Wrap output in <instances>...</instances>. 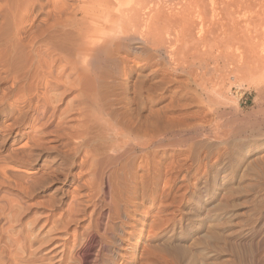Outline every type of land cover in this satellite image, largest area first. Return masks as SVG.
<instances>
[{
	"label": "bare ground",
	"instance_id": "6f19581e",
	"mask_svg": "<svg viewBox=\"0 0 264 264\" xmlns=\"http://www.w3.org/2000/svg\"><path fill=\"white\" fill-rule=\"evenodd\" d=\"M252 1L0 0V264H70L77 254L86 264L165 262L140 243V212L156 207L150 228L167 225L157 219L186 195L177 186L192 162L222 177L218 195L193 183L210 201L192 210L183 264H264V183L243 182L264 179V151L258 169L242 153L220 162L209 146L194 152L211 129L198 104L214 49L248 43ZM199 45L204 63L194 61Z\"/></svg>",
	"mask_w": 264,
	"mask_h": 264
},
{
	"label": "rangeland",
	"instance_id": "374dc122",
	"mask_svg": "<svg viewBox=\"0 0 264 264\" xmlns=\"http://www.w3.org/2000/svg\"><path fill=\"white\" fill-rule=\"evenodd\" d=\"M253 2L259 3V4L254 5ZM263 3H264V0H257V1L253 0L251 3V4H253V5H251L252 8L250 7L249 12L247 13L248 21L252 18L251 22L249 21V27H247L248 29H246V31L248 33L245 32L246 33L245 34L246 39L247 38L249 39L248 43H245V42L235 43L236 45L233 44V45L228 47L230 49L224 48L222 46V44H219L214 49V52H213L214 60L212 63L213 71L210 72V74H212V75H210V76H207L209 74L206 75V78L210 79V80L208 79L209 80L208 81L209 82L208 87L210 86L208 88L209 93L207 95H205V97H203L201 99V101H199L201 103L198 104L200 106V108L202 107L201 109L203 111H205V113L206 112L209 113V114L208 113H206V114L209 115L207 117V120L210 121V123H208V127L211 129L208 130V133L203 132L206 138L203 135H201L198 139L199 143L196 142V144H198V145L195 144V149H194V152L196 153L197 151H199V149H200L199 147L209 146L210 150L213 151V152L210 151L212 153V156L217 157L218 161H220V162L222 160L228 161V159H229L228 156L229 157L231 155L238 156L239 153L240 154L242 153L241 154L242 156L240 155V157L243 159H246L245 161L252 164V166L254 165L253 166L254 168L255 167L257 168V166H255L254 163H256L257 161H258L257 163L261 162L258 160V158H260V160H261L260 156H261L262 152L264 151V87H263L264 81H262V79H264L262 77V76H264V73L262 72L264 69V66H263L264 61H262V58H261L262 56L260 55L262 53H260L261 51L259 50V49H261L260 46L262 45L263 39L261 37H260V39L256 37V32H255L256 29L254 28V24L256 22L255 20L258 21V19H257L258 15L260 17H262L261 14H264V4ZM256 5H257V7H256ZM237 18H239L238 15L236 16L235 19L238 20ZM253 20H254V22H253ZM254 40H255V43H254ZM244 41H246V40H244ZM245 44H247V45H245ZM220 45H221V48H220ZM253 47H255L254 50H253ZM246 49H248V50L245 52ZM243 51H244V53H243ZM255 51L257 53L259 52L260 54L259 53L257 54ZM246 53L247 54L250 53L251 54V55L249 54L250 57H246V55H247ZM209 55H210V53H209L208 48L204 47L203 45H199L197 50H196V54L194 56V61H196L198 63H200V62L204 63V61L206 62V60H208ZM234 55H235V57H234ZM252 55H254V56H252ZM255 56H256V58H255ZM238 59L241 61H239ZM257 60L259 61V63ZM234 61H235V63H234ZM256 63L258 64V67H260L259 70H257L258 68H256L257 66H255V65H257ZM252 64L254 65V67ZM259 64H261V65H259ZM247 66H249V67H247ZM247 68H248V70H247ZM236 70L238 72L237 74L235 72ZM257 71H260V73ZM233 73L237 76V78ZM242 74H243V76H242ZM232 75L235 77H233ZM206 78L204 79V82L207 81ZM201 82L203 83V80ZM216 88H218V89H216ZM209 95H211V98L209 97ZM212 99H215V100L213 101ZM195 109H197V108H195ZM211 130L213 131V133ZM212 136H215V137H212ZM216 137H218V138H216ZM221 138H222V140H221ZM199 144H202V145H199ZM213 144L216 145V147L217 146L218 147L216 148ZM209 147H206V148L209 149ZM216 149H217V152H216ZM223 150H224V152H223ZM227 152H228V154H227ZM231 152H233V153H231ZM218 154H220L219 156L222 160L219 158ZM223 157H224V159H223ZM226 158H228V159H226ZM252 160H255L256 162L255 161L252 162ZM214 161H216V160L213 159V161L211 162V165L215 167L217 165H214ZM228 163H227V165H228ZM192 164H193V166L189 170V172H190L189 176L191 174V177H189L188 182L187 181L181 182L177 186L178 187L177 189L180 190V193L185 191L184 193L186 195H184L182 197L180 196L178 198L179 200H177L178 203L176 202L175 204L171 205L169 208L165 209V212L162 213L160 216L161 218L157 219L158 223H156V224H160V221L162 222V220H164L166 222V220H169V218H170V221H168L167 225H161L162 224L161 223L160 224L161 227H159V229H158V227L157 228H150L149 223H151V221L156 218V215H154V214H157L156 207L146 208L144 211L140 212V214H141L140 218H142V220H144V222L147 223V224L143 223V225L140 229L141 231L139 230L136 233L140 237V243L143 246H149L150 245L149 247H151L152 250L155 251L153 253L154 257L155 256L163 257V255H164L165 257H163V258L168 259V260L165 259L166 260L165 262L168 261V263H171V264L172 263L173 264H178V263L183 264V261L181 259L182 257L180 255V253L178 252L179 251L178 249L184 248V246L187 247L188 245H190V243H192L191 240L195 236L194 235L195 227L191 226V224L192 225L195 224V222H197L195 219H197V218H195V216L193 215L192 210L196 207V204H199V203L205 204V202L210 201L209 199H207L208 197H205V195L200 194V197L197 196V194H196L197 191L194 189L193 183H195L196 179L198 178V179H200L201 184L203 181V184H205L208 187V189L211 191V193H217V195L219 194V191L215 190L213 185L215 184L216 180L219 182V180L222 177L221 176L222 173H219V175L217 174V175L213 176L210 174V172H206L207 173V175H206L205 170L207 168L204 169L202 167V169H200V171L197 172L198 171V170H196L197 164L195 162H192ZM259 164H262V163H259ZM228 167H230V166H227V168ZM259 167H262V166H259ZM231 170H230V172H232ZM192 174H193V176H192ZM238 175H236V173L232 172L231 178L229 179V181L232 180L231 187L236 188L237 190L239 189V185L241 186V183H239V176ZM255 175L256 174L252 173V176H255ZM210 177H211V179H210ZM252 179L245 178L244 181L243 180L242 181L244 183L246 181L245 186H246V184H249L251 182H252L251 184H255L257 182H258V184L264 183V179L260 180V178H257V177L255 178V180L257 179L256 181L254 180V178H252ZM244 183H242V187L244 186ZM187 184H189V185H187ZM191 184H192V186H191ZM185 185L189 186V188L187 190H186L187 187ZM237 186H238V188H237ZM211 188H212V190H211ZM236 189H234V190L236 191ZM194 194H196V195H194ZM202 194H204V193H202ZM239 197H240V195H236V200L239 199ZM215 198L217 199V197H215ZM68 201H70L69 197H68ZM195 202H198V203H195ZM211 203L213 204L214 201H212ZM176 204H177V206H176ZM190 211H191V213H190ZM180 212H181V214H180ZM88 220H89V218H87L82 223V225L84 227H86V226L88 227V225L90 224V220L89 221ZM206 222H207V224H206ZM205 224H206V226L204 225V227H201L200 231L198 232L199 234H196L197 237H201L206 232V228L207 229L209 228V226L211 225V222L205 221ZM207 225H209V226H207ZM131 228L133 229V226H131ZM131 228H129L128 231H132ZM127 237H128V235H126V239H127ZM190 237H191V239H189ZM81 239H84V236ZM81 242L83 244L79 245L78 248L71 247V250L72 249L74 250V251L72 250V252L74 254H77V252L79 253L80 251L82 252L83 249H86L88 247V246H86L88 244L85 243V240L81 241ZM176 243L178 245L180 243V246L182 245L183 247H179V246L177 247ZM171 247H172V249H171ZM80 248H81V250H79ZM174 249L176 251L177 250L178 251L176 252ZM178 254L180 255V259L177 258V257H179V256H177ZM76 257L78 260L76 259ZM79 257L80 256L78 254H77V256L75 255V261L71 260L70 264H83L84 262L81 263V259H79ZM106 258H108V257L106 256ZM158 259L160 260V258H158ZM178 259L180 261H178ZM55 262L56 263H54V264H62L61 261H59V258ZM101 262L102 261L100 260V263ZM165 262L159 261V262H157V264H162V263L166 264ZM84 264H86V263H84ZM87 264H91V263L87 262Z\"/></svg>",
	"mask_w": 264,
	"mask_h": 264
}]
</instances>
